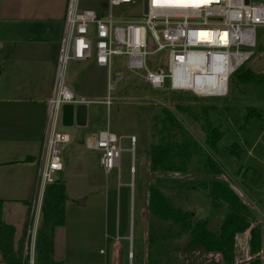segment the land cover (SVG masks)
<instances>
[{"label": "rangeland", "instance_id": "1", "mask_svg": "<svg viewBox=\"0 0 264 264\" xmlns=\"http://www.w3.org/2000/svg\"><path fill=\"white\" fill-rule=\"evenodd\" d=\"M251 3H264V0H250ZM106 0H80L83 8H95L105 5ZM13 0H0V19L13 12ZM257 47L255 55L230 79L226 97H198L191 92L173 93L164 89H154L143 80L127 75L126 81L120 84L113 96L115 101L110 108L98 105L90 109H98V117L103 119L105 130H110L122 138L121 167L106 175L99 166L98 154L90 152L85 147L64 145L61 149L63 163L66 164V178L68 180L67 193L72 198H78L86 191L82 188L77 177L82 171L79 158H85L94 182L104 184L108 181L117 187L119 182L127 185L129 202L127 209V237L122 242L125 254L121 264H147V219L149 186L157 179L162 181L161 188L166 196L177 206L193 213L197 219H204L211 213L210 201L207 198L208 189L205 187L210 181H220L230 185L242 199L250 206L256 218V223L262 225L264 237V27L256 29ZM113 67L121 68L124 57H113ZM93 61V60H91ZM8 61H1L0 68L5 70ZM39 65L35 57L28 58L21 63L22 80L32 84L31 73ZM241 71L251 72L261 78V82L244 84L241 81ZM66 81L76 95H87V91L97 89L103 96L106 93L107 70L99 68L95 63L70 62L66 70ZM3 78H0V87ZM181 107L182 109H177ZM174 112L178 119L199 142L204 155H210L222 168V174L214 176L203 169L206 156L193 158L192 166L187 174H167L152 172L150 169V149L157 144L158 137L153 135L154 122L160 123L163 110ZM61 117V115H60ZM209 129L214 136L222 134L215 151L208 144ZM68 131L60 122L57 131ZM136 137L137 143L132 152L131 137ZM236 144V146L234 145ZM234 145V153L229 148ZM134 167V173L131 167ZM195 168H198L196 170ZM58 176V175H57ZM174 180L181 182L192 181L193 190L178 186ZM93 182V183H94ZM93 186V185H92ZM91 186V187H92ZM75 199V200H76ZM84 200V199H82ZM19 211V218H26V234L24 257L29 264H35L34 234L37 232L36 213L31 204ZM36 206V205H35ZM33 214V215H32ZM224 212L214 213L211 229L218 230ZM4 219V218H3ZM5 220V219H4ZM10 219H8L9 222ZM30 231V232H29ZM24 235V234H23ZM24 237V236H23ZM23 237L19 242L23 240ZM250 233L240 234L236 239V262L245 264L250 260ZM57 254L62 244L61 232L57 238ZM187 240L180 245L182 251L172 259V264H226L220 255L209 253L204 249L184 252ZM104 248V247H102ZM97 250V247H96Z\"/></svg>", "mask_w": 264, "mask_h": 264}, {"label": "built area", "instance_id": "2", "mask_svg": "<svg viewBox=\"0 0 264 264\" xmlns=\"http://www.w3.org/2000/svg\"><path fill=\"white\" fill-rule=\"evenodd\" d=\"M260 26L264 27V3L245 0H106L95 8L68 0L48 101L47 157L40 172V192L63 171L61 149L71 141L70 135L57 131L62 107L94 104L68 85L71 61L93 60L107 69V95L97 102L107 108L127 75L154 89L226 97L231 77L255 55ZM115 56L126 59L121 68L113 67ZM122 141L104 130L86 139L85 145L99 153L101 168L110 173L121 161ZM130 142L133 152L136 137Z\"/></svg>", "mask_w": 264, "mask_h": 264}, {"label": "crops", "instance_id": "3", "mask_svg": "<svg viewBox=\"0 0 264 264\" xmlns=\"http://www.w3.org/2000/svg\"><path fill=\"white\" fill-rule=\"evenodd\" d=\"M67 3L68 0H13L14 14L0 19L1 61L6 59L10 63L5 70L0 68V78H3L0 87V199L4 201L3 218L10 219L7 223L16 229V247L26 225V218H19L17 207L22 213L27 205L31 213L29 205L32 211L34 206L37 230L40 223L44 195L40 192V172L47 157L48 101L55 83ZM32 57L39 65L31 73L33 80L28 85L22 80L21 63ZM88 62L95 63H85ZM107 85L103 96L97 89L87 91L86 96L79 94L94 104L73 105L72 125L64 124L62 107L59 122L68 131L61 130L60 133L70 135L69 146L73 143L87 149L86 139L105 130L107 124L98 117V109L90 107H97V102L107 95ZM79 106L87 107L85 115L80 117L84 123L81 125L77 123ZM89 151L97 153L99 160L98 152ZM79 159L82 171L77 177L86 193L77 199L67 193L65 225L56 234L57 242L61 232L62 244L56 255V243L55 257L65 264H121L125 254L122 242L128 233L127 185L119 182L115 188L108 181L99 185L94 182L85 158ZM63 165L57 179H63L68 189L66 164ZM120 167L121 163L116 169ZM36 235L37 232L33 237L34 256ZM0 264H5L1 255Z\"/></svg>", "mask_w": 264, "mask_h": 264}, {"label": "trees", "instance_id": "4", "mask_svg": "<svg viewBox=\"0 0 264 264\" xmlns=\"http://www.w3.org/2000/svg\"><path fill=\"white\" fill-rule=\"evenodd\" d=\"M242 83L261 82V78L251 72L241 71ZM177 109L181 110V107ZM154 122L153 135L157 144L150 149V169L152 172L185 175L192 166L193 158L204 155L196 138L183 126L177 115L169 109L163 110L160 123ZM208 144L215 151L222 134L213 135L208 131ZM236 146V144H234ZM234 145L229 148L234 153ZM206 156V154L204 155ZM203 169L214 176L222 174L221 166L210 156H206ZM198 170V168H195ZM178 186L193 190L196 183L174 180ZM162 181L157 179L149 186L147 264H172L173 257L182 251L180 243L187 240L184 252L204 249L220 255L226 264L236 262L237 236L249 231L250 260L245 264H264V237L262 225L256 223L250 206L228 184L210 181L205 185L210 201L211 213L204 219H197L193 213L175 205L163 192ZM68 201L66 182L56 179L46 186L40 223L35 243V264H65L55 257L56 234L66 221V202ZM4 201L0 199V255L5 264H29L24 257L25 231L23 240L15 246L16 229L3 219ZM224 212L218 230L211 229L214 213Z\"/></svg>", "mask_w": 264, "mask_h": 264}, {"label": "water", "instance_id": "5", "mask_svg": "<svg viewBox=\"0 0 264 264\" xmlns=\"http://www.w3.org/2000/svg\"><path fill=\"white\" fill-rule=\"evenodd\" d=\"M249 2H250V0H245L246 4H249ZM146 12H147V8H146ZM86 110H87L86 106H79L77 108V117H78L77 123L80 125L84 124V123H81L80 117L82 115H85ZM73 119H74V106L73 105H65L63 108V122H64V124L65 125H72Z\"/></svg>", "mask_w": 264, "mask_h": 264}]
</instances>
